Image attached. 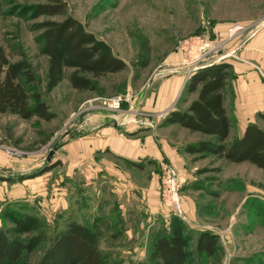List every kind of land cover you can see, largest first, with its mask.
Instances as JSON below:
<instances>
[{
    "label": "rangeland",
    "instance_id": "rangeland-1",
    "mask_svg": "<svg viewBox=\"0 0 264 264\" xmlns=\"http://www.w3.org/2000/svg\"><path fill=\"white\" fill-rule=\"evenodd\" d=\"M38 1L41 0H1L0 45L10 60H29L35 73L34 85L55 118L46 121L32 116L24 120L11 113H0V226L12 225L2 216L12 210L34 213L49 235L71 221L88 226L98 224L105 264H150L151 239L177 224L189 237L190 264H264V171L251 162L187 153L184 168L178 170L171 161L157 162L148 156L124 161L107 152L105 157L120 170L108 174L102 162L99 172V164L91 158L74 170H69L65 160L68 145L79 138H90L107 124L130 135L154 130L166 111L150 112L144 109V103L160 83L162 73L189 68L181 64L182 40L204 34L217 42L228 37L230 25H245L243 33L224 45L225 51L235 50V56L229 57L236 59L249 27L264 20V0H65L68 14L127 63V68L119 73L100 78L97 91L86 92L69 85L68 68L56 88L45 90L47 57L39 52L40 30H35V24L63 17L31 18L29 6ZM221 27L226 28L225 38L218 33ZM143 37L149 42L150 61L133 79L130 63L137 56ZM174 55H179V59L169 62ZM257 72L261 75L258 69ZM231 92L225 94L231 118L228 141L240 136L249 122L264 127L257 118L264 105L261 110L241 113ZM120 94L130 101L123 102L118 110L90 104V99ZM186 100L181 98L179 106ZM181 135L170 143L185 156L184 144L193 136ZM97 156L95 153V159ZM165 163H170L184 180L178 188L181 216L174 213L163 193ZM151 175L158 180L157 197H152L148 189ZM203 230L218 239L219 248L212 257L199 258L193 253L196 236ZM42 251L39 247L24 259L36 262Z\"/></svg>",
    "mask_w": 264,
    "mask_h": 264
},
{
    "label": "trees",
    "instance_id": "trees-1",
    "mask_svg": "<svg viewBox=\"0 0 264 264\" xmlns=\"http://www.w3.org/2000/svg\"><path fill=\"white\" fill-rule=\"evenodd\" d=\"M29 11L33 19L41 15L63 17L43 19L35 24V30H40L37 36L39 52L47 57L44 80L47 92L56 88L66 68L71 69L67 77L69 85L79 92L97 91L100 78L127 68V63L111 52L104 40L68 14L65 0H41L31 4ZM138 51L130 63L133 79L150 61V46L145 37ZM233 76L232 64L227 61L194 70L186 78L179 100L191 94H195V98L183 111L168 110L161 124L175 123L207 136L185 143L184 151L189 154L217 156L230 162L249 161L264 171V127L249 122L240 136L227 140L231 118L225 94L232 91ZM34 82L35 73L29 60L26 57L10 60L0 45V113H11L24 120L32 116L46 121L54 119V112ZM257 118L264 123V111L258 112ZM5 213L2 216L12 225L0 226V264H105L99 246L98 224L88 226L71 221L49 235L34 213L18 210L10 211V215ZM188 240L177 224L171 225L168 232L155 234L149 247V263L190 264L192 253L187 249ZM39 247L43 251L36 262L24 259ZM218 248L216 236L203 230L196 236L193 253L199 258L212 257Z\"/></svg>",
    "mask_w": 264,
    "mask_h": 264
},
{
    "label": "crops",
    "instance_id": "crops-1",
    "mask_svg": "<svg viewBox=\"0 0 264 264\" xmlns=\"http://www.w3.org/2000/svg\"><path fill=\"white\" fill-rule=\"evenodd\" d=\"M249 28L250 31L245 35L242 41L244 43L237 53L238 57L236 59L229 57V59L224 60L232 64V71L234 73V76L231 78L232 93L235 103L239 105L240 112L242 111L241 113L261 110L262 105H264V20L260 21V24L258 23L256 26ZM225 30L224 27L218 28L221 38L226 37ZM231 43L227 44L228 49ZM178 59L179 55H174L169 62H175ZM256 68L260 71L261 75H259ZM168 71L169 69L165 74L162 73L160 75V83L156 84L146 97L144 109L150 112L166 111V113L170 109L183 111L189 102L195 98V94L189 95V98L190 96L194 98H187L186 102H182L184 105L180 107L181 100H179V95L185 84V71L183 69H178L177 72L172 71L168 73ZM185 132L190 133L193 138L200 135L205 136L201 132H194L195 134L192 135L193 132L175 123L162 125L161 121L158 122L154 130L146 129L134 135L118 131L107 124L99 128L97 133H94L90 138H79L74 143L68 145L66 148L69 154L65 160H67L66 163L69 170H74V167H80L81 162L83 163L86 158H91L93 163L99 164V172L102 169L101 165L103 163L105 165L103 168H106L105 171L107 170L108 174H112L113 172L119 173L120 170L114 167L115 163L105 157L108 152L124 161H134L143 156L154 158L157 162L159 160L171 161V163L176 165L178 170H181V168H184L183 165L187 158V152L183 151V155L185 156H182V153L176 148L177 146L171 145L170 142L179 140L182 137L181 134H186ZM193 138L188 139L187 142L198 140V138ZM106 149L105 154L102 153ZM95 153H98L97 159L94 157ZM151 177L148 189L152 197H157L158 180L156 175L154 177L151 175ZM144 189V193L146 194L144 198L147 199L146 187Z\"/></svg>",
    "mask_w": 264,
    "mask_h": 264
},
{
    "label": "built area",
    "instance_id": "built-area-1",
    "mask_svg": "<svg viewBox=\"0 0 264 264\" xmlns=\"http://www.w3.org/2000/svg\"><path fill=\"white\" fill-rule=\"evenodd\" d=\"M247 26L241 24H232L228 27L227 33L228 37L220 41H211L204 34L191 35L182 40L179 50L183 53V59L181 64H187L189 68L185 71V76H189L194 70H196L198 63L201 61L206 63H214L218 61H224L229 56H235V50L229 49L225 51L224 45L232 37H236L246 30ZM93 101H96L93 104ZM130 101L128 96L125 95H114L109 98H93L90 99V104L92 107H97L99 104L106 106L110 110H118L123 102ZM163 172V193L168 204L173 208L174 213L181 216L182 208L180 206L179 192L178 188L184 181L181 176H179L173 166L169 163H165L162 166Z\"/></svg>",
    "mask_w": 264,
    "mask_h": 264
},
{
    "label": "water",
    "instance_id": "water-1",
    "mask_svg": "<svg viewBox=\"0 0 264 264\" xmlns=\"http://www.w3.org/2000/svg\"><path fill=\"white\" fill-rule=\"evenodd\" d=\"M209 64H212V63H200V64H198V66H197V68L196 69H198V68H200V67H204V66H207V65H209Z\"/></svg>",
    "mask_w": 264,
    "mask_h": 264
}]
</instances>
